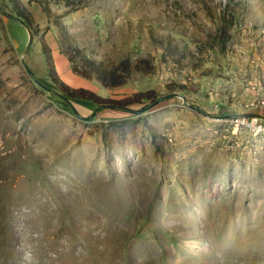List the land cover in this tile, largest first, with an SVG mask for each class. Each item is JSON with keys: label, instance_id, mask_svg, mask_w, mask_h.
Masks as SVG:
<instances>
[{"label": "rangeland", "instance_id": "rangeland-1", "mask_svg": "<svg viewBox=\"0 0 264 264\" xmlns=\"http://www.w3.org/2000/svg\"><path fill=\"white\" fill-rule=\"evenodd\" d=\"M78 51L132 69L107 86ZM237 112L264 115V0H0V264H264V132Z\"/></svg>", "mask_w": 264, "mask_h": 264}, {"label": "trees", "instance_id": "trees-1", "mask_svg": "<svg viewBox=\"0 0 264 264\" xmlns=\"http://www.w3.org/2000/svg\"><path fill=\"white\" fill-rule=\"evenodd\" d=\"M76 56L82 57L81 63H74V70L83 75L86 78L97 77L107 86H118L124 83L126 77L131 71L130 60H122L115 68H107L103 63L98 62L96 59L83 56L78 51ZM76 56H71V60H74ZM155 64L149 61L147 58H140L135 64L134 68L145 73L153 71ZM61 87L65 89L71 97L80 98L92 101L97 105H111L112 107L119 109H126L129 104L135 102H141L144 98H153V90L139 91L133 95L123 98H107L97 93L96 91L86 87H71L65 82H62Z\"/></svg>", "mask_w": 264, "mask_h": 264}, {"label": "built area", "instance_id": "built-area-1", "mask_svg": "<svg viewBox=\"0 0 264 264\" xmlns=\"http://www.w3.org/2000/svg\"><path fill=\"white\" fill-rule=\"evenodd\" d=\"M233 123L251 129L255 132H264V117L254 112H237L231 116Z\"/></svg>", "mask_w": 264, "mask_h": 264}, {"label": "water", "instance_id": "water-1", "mask_svg": "<svg viewBox=\"0 0 264 264\" xmlns=\"http://www.w3.org/2000/svg\"><path fill=\"white\" fill-rule=\"evenodd\" d=\"M30 45V44H29ZM28 45V47H29ZM25 61V60H24ZM25 65L27 66L28 70L31 72L32 76L35 77L34 72L31 70L30 66L25 62ZM74 111L77 113V109L74 107ZM229 115V114H228ZM262 117H264V115H261Z\"/></svg>", "mask_w": 264, "mask_h": 264}]
</instances>
